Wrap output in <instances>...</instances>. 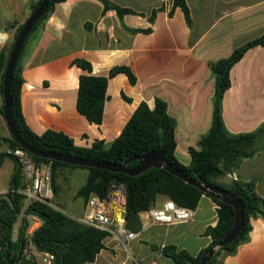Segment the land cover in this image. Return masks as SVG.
I'll list each match as a JSON object with an SVG mask.
<instances>
[{
	"label": "crops",
	"instance_id": "0c3cea01",
	"mask_svg": "<svg viewBox=\"0 0 264 264\" xmlns=\"http://www.w3.org/2000/svg\"><path fill=\"white\" fill-rule=\"evenodd\" d=\"M38 1L0 0L1 32L9 36L16 33ZM109 1L135 14L120 19L115 10L105 12L101 0H66L56 6L30 41L21 63L25 121L38 135L62 132L78 147L90 148L96 141L110 145L142 102L154 109L159 98L167 103L168 113L176 122L175 155L189 166L190 148H198L201 137L213 124L216 79L209 64L228 58L264 34V0H186L191 25L181 8L173 10L174 0ZM155 10L158 12L151 22ZM87 24L91 27L87 28ZM128 29L151 31L132 33ZM78 58L92 64L94 76L108 77L112 68L128 66L137 78L135 85L125 74L109 80L101 125L89 123L77 110L79 77L86 73L73 65ZM3 105L0 95V108ZM223 119L233 134L252 133L264 124L263 46L249 50L231 70V87L223 98ZM10 137L0 114V138ZM263 145L264 139L255 156L243 160L221 183L254 181L258 194L264 198ZM0 152H10L8 144H3ZM10 161L13 160L5 158L0 165V173L6 165L12 169L7 173V184L0 185V192L10 189L15 168L14 161ZM89 174L84 168L58 166L51 206L63 212L59 209L63 204L74 212L64 214L80 218L86 202L78 192L87 184ZM77 198L83 199V204L76 202ZM166 200L167 197L159 196L154 208L162 207ZM217 209L211 198L203 196L191 221L156 223L143 213L142 229L134 232V238L120 242L107 237L105 248L94 262L87 264H175L162 253L168 245L197 256L212 243L205 232L218 224ZM21 215L23 218L24 211ZM22 218L14 226L13 240L18 238ZM28 221L31 236L42 223L34 216H29ZM252 226L250 241L241 245L235 255L225 258L223 264H264V218L253 219ZM32 254L37 264L40 257L45 264L46 253L33 248Z\"/></svg>",
	"mask_w": 264,
	"mask_h": 264
},
{
	"label": "trees",
	"instance_id": "16d2710c",
	"mask_svg": "<svg viewBox=\"0 0 264 264\" xmlns=\"http://www.w3.org/2000/svg\"><path fill=\"white\" fill-rule=\"evenodd\" d=\"M65 1H51L49 9L33 27L21 51L11 86V113L17 131L28 144L37 149L108 164H123L130 158L142 156L151 151H161L169 164L185 172L191 179L234 193L243 205L244 228L237 240L228 246L219 248L208 263L223 264L225 258L235 255L241 245L250 241V233L253 229L252 220L264 218V198L258 194L254 181L239 180L228 185L221 183L223 178L240 167L243 160L255 156L260 150L258 146L260 141L264 139V124L252 133L233 134L228 131L223 119V98L231 87V70L249 50L259 46L264 47V34L247 42L228 58L210 62V69L216 79L213 124L209 132L201 137L198 148H190L191 163L189 166H185L175 155L176 122L168 113L167 103L159 98L155 101L154 109H150L145 102H142L121 135L110 145H106L103 141H96L90 148L78 147L71 137L62 132L47 131L38 135L29 128L21 105V90L24 83L21 63L30 41L45 21L50 18L56 6ZM41 2L42 0H39L32 7V12ZM101 2L104 4L105 12L115 10L120 19H123L127 14H135L133 10L122 8L109 0H101ZM178 7L183 11L187 24L191 25L192 18L187 1L174 0L173 10ZM157 12L158 10L153 12L150 17L151 22H154ZM170 15H172V11ZM23 26L24 24L17 29L15 40ZM86 26L89 28L91 24ZM128 30L132 33L151 31L150 29ZM11 50L7 51L4 46L0 51V95L2 96L5 70ZM73 65L86 72L79 77L77 110L91 124L101 125L103 122L107 89L111 78L125 74L132 85L137 82L135 74L128 66H116L111 69L108 77H99L92 75L93 66L84 59H75ZM126 99L128 100V98ZM0 114L3 115V107L0 108ZM3 144H8L10 151L22 149L12 136L0 138V148ZM28 154L38 164H52L53 179L58 166L87 169L90 172L87 184L78 192L79 197L83 198L85 202L93 194L105 198L112 185L116 181H120L126 186V227L133 232H139L142 229L141 214L153 208L159 196H165L179 206L194 210L197 209L203 196L211 198L218 206V224L215 227H209L205 232L212 239L211 245L197 256L191 255L186 250H180L175 245L165 246L162 249L163 255L172 259L175 264H199L203 254L211 246L220 242L234 225L233 206L208 196L197 187L185 183L164 169H150L142 175L130 176L125 173L68 165ZM5 158H11L15 163V168L9 192L0 198V264H19L25 257L29 258V264H37L32 254L33 248L38 252L53 255V264L94 262L97 255L105 248L104 241L108 235L64 214L49 203L33 201L26 206V198L16 193L18 189L24 188L26 185L22 175V166L11 152H0V165ZM137 165L138 161H132L128 168L133 169ZM23 211L24 216L18 238L13 240L14 226ZM29 216L38 218L42 223L31 236L28 234Z\"/></svg>",
	"mask_w": 264,
	"mask_h": 264
},
{
	"label": "water",
	"instance_id": "95a60500",
	"mask_svg": "<svg viewBox=\"0 0 264 264\" xmlns=\"http://www.w3.org/2000/svg\"><path fill=\"white\" fill-rule=\"evenodd\" d=\"M51 1L52 0H42L41 4L32 12V14L29 16V18L24 23V26L21 29L19 35L17 36L15 43L13 45V48L11 50V53L9 55L8 63H7L6 70H5V76H4L3 116L9 128L11 136L15 138V140L18 142V144L20 145L22 149L26 150L31 155L57 161V162H62L68 165L96 168V169L106 170V171H110L114 173H125L130 176L142 175L145 172L149 171L150 169H164L165 171L173 174L174 176L181 179L185 183L197 187L198 189L203 191L208 196L219 199L220 201L233 206L234 211H235V222H234L232 229L230 230L229 233H227L224 236V238L220 242L211 246L203 254L202 259L199 263V264H208L211 261V259L214 257V255L216 254L217 250L219 248L228 246L229 244L237 240L244 228L243 205H242L241 200L237 197V195H235L234 193L225 191L223 189L207 186L201 182L191 179L185 172L180 171L174 168L171 164H169L165 159L164 153L161 151H151L142 156L130 158L126 160L123 164H108V163L91 161V160H87L84 158L67 156V155H63L60 153H56V152H50L46 150L37 149L31 146L30 144H28L17 131V128L15 126L13 116L11 113L12 81H13L15 70H16L20 55H21V51L26 43V40L30 32L32 31L33 27L36 25V23L44 16V14L49 9ZM132 161H138V165L133 169H129L128 165ZM115 185L120 186L121 182L116 181ZM29 263H30V260L27 257L23 258L19 262V264H29Z\"/></svg>",
	"mask_w": 264,
	"mask_h": 264
},
{
	"label": "built area",
	"instance_id": "2783aa9c",
	"mask_svg": "<svg viewBox=\"0 0 264 264\" xmlns=\"http://www.w3.org/2000/svg\"><path fill=\"white\" fill-rule=\"evenodd\" d=\"M0 33V44L4 39ZM19 160L22 166V175L25 187L16 193L23 195L26 201H41L51 205L53 198V174L51 164H38L23 149L10 151ZM0 192V198L8 194ZM145 214L156 223H173L176 221H191L195 217V210L177 205L167 199L160 208H151ZM79 222L105 232L120 242H126L135 237V233L126 227V186L112 185L105 198L93 194L86 202L84 214L77 218ZM45 264H53L54 256L46 253L43 259Z\"/></svg>",
	"mask_w": 264,
	"mask_h": 264
},
{
	"label": "rangeland",
	"instance_id": "374dc122",
	"mask_svg": "<svg viewBox=\"0 0 264 264\" xmlns=\"http://www.w3.org/2000/svg\"><path fill=\"white\" fill-rule=\"evenodd\" d=\"M0 33L3 35L1 39H4L3 44H0V45L2 46V45H4L7 42L4 46H6L7 51H10L12 49V44H13V42L15 40V33H13L12 36H9V34L5 33V32H0ZM9 37H11L10 40H9ZM10 162L13 163V161H10ZM9 170H11V172H12V169L9 167V165H6L4 167V169H3V171H1V173H0V185H3V184L6 185L7 184V182H8L7 181V179H8L7 178V173L9 172ZM81 170H83V169H81ZM76 202H78L80 204H83V199L77 198ZM25 203H26V206H27L31 202L30 201H26ZM60 207H62V208H59V209L62 210L63 212H65L66 214L71 215L73 213V215H74V212H71V210L66 208V206H63V204H60ZM20 217L22 218V215ZM20 222H22V219H21ZM31 225H33V223H31ZM38 261H39V264H42V258L41 257L38 259Z\"/></svg>",
	"mask_w": 264,
	"mask_h": 264
}]
</instances>
